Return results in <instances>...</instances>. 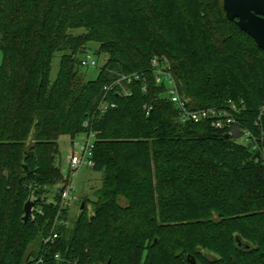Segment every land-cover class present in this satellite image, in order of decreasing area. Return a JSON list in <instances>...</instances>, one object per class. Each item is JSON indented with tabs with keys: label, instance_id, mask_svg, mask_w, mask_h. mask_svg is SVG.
<instances>
[{
	"label": "trees",
	"instance_id": "obj_1",
	"mask_svg": "<svg viewBox=\"0 0 264 264\" xmlns=\"http://www.w3.org/2000/svg\"><path fill=\"white\" fill-rule=\"evenodd\" d=\"M222 4L0 0V264H264V167L255 150L236 142L239 132L181 122L151 71L152 54H167L190 108L243 100L237 125L263 146L264 50ZM90 40L107 54L94 79L79 71ZM132 71L145 76V90L139 82L128 96L119 85L104 90ZM89 130L101 184L91 212L83 204L63 224L57 141ZM27 200L34 206L24 221Z\"/></svg>",
	"mask_w": 264,
	"mask_h": 264
},
{
	"label": "built area",
	"instance_id": "obj_2",
	"mask_svg": "<svg viewBox=\"0 0 264 264\" xmlns=\"http://www.w3.org/2000/svg\"><path fill=\"white\" fill-rule=\"evenodd\" d=\"M80 64L84 67H96V59L90 53H84L80 58ZM151 71L155 83L163 84L165 88V96L169 99L179 113V119L181 122H200L202 120H207L210 124L222 130L228 136H235L239 132V136L236 138V142H242L248 140L250 146L255 150L254 161L260 163L264 167V145L263 141H258L257 136L251 132L248 128L240 127L237 125L236 116H239L243 111V100L235 101L233 99H228L223 105L220 106H208L202 108H190L187 106L186 102L180 96L176 81L170 70L167 59L159 58L153 56L150 61ZM133 82L142 83V89L146 88L145 76L139 71H132L129 73H120L118 77L112 81V83L104 85V90H110L113 85H119L122 90V94L128 96L131 94L130 84ZM111 106H114L112 103ZM103 111V107H99ZM146 113L149 112L151 106L144 105ZM260 114H262L260 112ZM255 125L259 124V121L254 122ZM84 125H88L84 122ZM87 140L84 143H72L73 146L78 145L79 150L75 152L72 148L67 160V172L64 181L61 186L60 199L61 205L69 207L72 202L76 200L74 195V178L82 164L88 167L94 165L92 159V152L94 147V132L92 130L87 131ZM263 137V135H262ZM263 139V138H262ZM63 223V222H62ZM63 224H66L64 222ZM57 236L56 232H53L49 239H54ZM47 240V239H46Z\"/></svg>",
	"mask_w": 264,
	"mask_h": 264
},
{
	"label": "rangeland",
	"instance_id": "obj_3",
	"mask_svg": "<svg viewBox=\"0 0 264 264\" xmlns=\"http://www.w3.org/2000/svg\"><path fill=\"white\" fill-rule=\"evenodd\" d=\"M74 28L72 30L73 35H77L84 31L85 28L79 29ZM86 30V29H85ZM84 53H90L94 57L96 56L99 64V66L103 65L107 59V54L101 50L100 45L96 41H86L83 45L80 46V51L78 53V57L80 58L81 55ZM167 54L163 52H156L152 54V56H157L159 58L167 59L168 65L171 70V63L169 58L166 56ZM60 54L57 53V55L52 60L51 70H50V79L54 80L56 77L58 67H59V61H60ZM3 60V54L0 50V64ZM97 67V65H96ZM96 67H86V68H80L79 71H82L87 79H94L98 73V69ZM172 72V71H171ZM94 137H92V140ZM87 140V135L85 133H81L79 135H76L73 139H71L68 135H61L58 138V151H59V165L60 169L63 175H66L67 172V160L70 152L72 151V148L75 152L79 150L78 145L73 146L74 143H84ZM74 195L76 196V200L72 202V205H70L68 208V211L66 212V215L68 217V221L65 220L66 224H68L69 220L71 221L75 217H77L79 214H81V205L84 204V210L87 214L88 212H91L92 209V203L91 201L94 200V193L100 187V173L92 169L91 167L86 166L85 164H82L77 172L76 177L74 178ZM62 186L61 183H58L56 187L60 188ZM86 195L88 196L89 201L83 202L82 197ZM53 196V194H50V197ZM79 199L81 201H79ZM57 203L61 205V199H56ZM71 225V223L69 222ZM69 225V226H70Z\"/></svg>",
	"mask_w": 264,
	"mask_h": 264
},
{
	"label": "water",
	"instance_id": "obj_4",
	"mask_svg": "<svg viewBox=\"0 0 264 264\" xmlns=\"http://www.w3.org/2000/svg\"><path fill=\"white\" fill-rule=\"evenodd\" d=\"M222 7L227 19L235 21L264 50V0H223ZM33 206L34 201L25 202L22 217L24 221L31 216ZM191 263L195 264L193 258Z\"/></svg>",
	"mask_w": 264,
	"mask_h": 264
}]
</instances>
